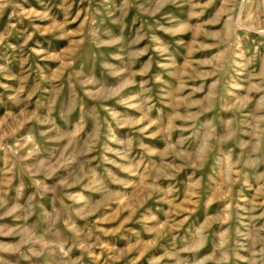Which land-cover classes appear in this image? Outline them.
<instances>
[{
    "label": "rangeland",
    "instance_id": "rangeland-1",
    "mask_svg": "<svg viewBox=\"0 0 264 264\" xmlns=\"http://www.w3.org/2000/svg\"><path fill=\"white\" fill-rule=\"evenodd\" d=\"M149 1L91 0L89 42L105 48L90 71L114 75L108 94L129 88L80 115L46 99L61 71L34 45L33 0H0V92L23 80L44 93L0 114V264H264V0ZM12 61L23 72L9 85ZM48 150L78 175L39 179Z\"/></svg>",
    "mask_w": 264,
    "mask_h": 264
},
{
    "label": "crops",
    "instance_id": "crops-1",
    "mask_svg": "<svg viewBox=\"0 0 264 264\" xmlns=\"http://www.w3.org/2000/svg\"><path fill=\"white\" fill-rule=\"evenodd\" d=\"M144 3H149L151 1L149 0H142ZM33 7H34V22H37V25L35 24V30H34V45L38 46V40L43 41V42H48V53L50 56L49 57V62H50V72L54 69L55 71L57 70L60 72V76L56 75L54 78L53 74L51 76L50 84H49V92L48 95L45 93L48 98L50 99L51 104H55L58 101H60V108L64 104V102L71 103L73 105V109H77L78 113L80 115H84L86 111H89V107H84V101L86 104L88 103L87 101L89 100H97L103 99L105 101L107 100H114L121 98L120 95H117L118 92L121 93V91L125 90L129 87H126L125 89H113L114 92L113 94H108L107 90L109 86L114 85L115 82V77L112 75L111 79L104 80V76L100 79L98 76H96V71L94 73H91L90 71V65H89V58H88V53L90 54L91 52H102V50L105 48L104 46H97V45H90V24H95L98 23L99 18L96 19L94 13H95V8L94 4L91 6V0H33ZM93 13L91 14V12ZM93 15V17H92ZM39 16V17H38ZM39 18V19H38ZM149 19H146L145 21L147 22ZM110 21L113 24H117V29L120 30L122 28V20L121 17L118 16L112 17ZM10 25L13 27L18 28L17 24H20V18H15L10 21ZM39 23V24H38ZM112 24V25H113ZM39 25V26H38ZM114 26V25H113ZM36 29V28H38ZM115 27V26H114ZM103 29L104 26H97L94 29ZM19 36H16L18 38ZM8 49L9 52H20L22 51L23 45L20 44V42L12 40L11 42H8ZM25 48V47H24ZM36 50L37 48L34 47ZM55 60V61H54ZM71 60L70 62H68ZM60 61V62H58ZM13 64V67L8 69L9 67H5V71H3V77L6 79L4 82L5 84H13L18 81V74L21 72V67L19 66L16 61L11 62ZM71 64L72 69L67 72L66 68L68 64ZM70 66V67H71ZM105 68V67H104ZM66 69V70H65ZM69 69V67H68ZM57 72V73H58ZM99 72V71H98ZM53 76V77H52ZM61 77V78H60ZM136 79H137V74L134 76V81H130L131 84L136 85ZM112 80V81H111ZM20 82V83H18ZM16 84L15 88H9V91H1L0 92V114H3V116L10 112L15 113V110H18V112L21 114L22 111H25L27 107H29L30 103H27L26 100L31 101L35 100L36 96L38 97V101L42 99V93L41 87H42V82L39 81L36 83V81L33 82V86L35 87L34 90L30 91H25L23 84H25V81L19 80ZM55 82V84H54ZM22 83V84H21ZM21 85V86H20ZM36 85L38 86V89H36ZM91 89L90 90V86ZM108 85V86H107ZM9 87V86H8ZM21 87V89L19 88ZM54 88L56 89V95L54 96L52 92L55 91ZM4 90V89H3ZM98 92H102L104 95L101 97ZM106 93V95H105ZM125 94V93H124ZM127 94H130L127 92ZM122 95V93H121ZM107 97V98H106ZM126 98L130 99H136V96L130 97V95L126 96ZM125 98V99H126ZM13 101H18V104L13 103ZM37 101V102H38ZM41 102H33V107L36 110L41 111ZM39 105V106H38ZM15 106V107H14ZM71 106V105H70ZM69 106V110L70 109ZM21 107V109H19ZM56 108V106H55ZM57 109V108H56ZM73 110V111H74ZM85 110V111H84ZM72 111V112H73ZM70 111H68L69 113ZM70 112V113H72ZM15 113V114H16ZM88 114V113H86ZM14 115V114H13ZM2 119V118H1ZM0 119V120H1ZM1 122H3L1 120ZM83 122V121H82ZM40 125V124H39ZM27 126V125H26ZM31 126H36L33 123H29L28 127ZM57 128L55 125H50V128ZM23 128V127H22ZM21 128V129H22ZM40 128L41 125H40ZM20 129V130H21ZM25 127L23 128V130ZM58 129V128H57ZM56 129V130H57ZM81 129V126H80ZM14 130V129H13ZM50 142L47 144V149L50 148V150H54L52 146H55L56 148L59 147V145H63L62 147L66 146H71L74 145V141H68L67 142H61L59 145H55L54 141L50 139ZM60 145V146H61ZM44 151V153H40V162L50 160V167H49V175L47 176H40L39 179H51L54 180L59 178L56 175H61L60 177H68V173L70 177L78 173H75V171H61L59 172V168H52V164L58 163L57 159L55 160L54 156H52V152ZM44 154V155H41ZM90 162L89 158L86 161V163ZM5 162H3V165ZM3 172H5V168H3ZM74 173V174H72ZM80 180L84 181L89 178V173H83L80 174ZM56 176V177H55ZM75 178H78V176H75ZM77 185H71L70 187H67L68 189L73 188L74 186ZM71 194H73L70 191ZM64 195V193H61ZM58 193V195H61ZM78 194L84 195L83 193V188H80V191H78ZM42 195V194H41ZM66 203V202H65ZM66 211H71V210H80L81 208L79 207H73V205H70V207L66 204L65 208ZM103 246L107 245L106 241L104 240L101 242ZM113 244L116 246L118 244H121V238H115ZM113 244L108 243V246H110L113 249L115 246ZM84 250H86L84 247H81ZM88 250V249H87ZM101 251L97 252V256H100ZM84 254L80 255L83 256ZM119 262V260H116ZM121 261V259H120ZM72 264H82L79 259H73Z\"/></svg>",
    "mask_w": 264,
    "mask_h": 264
}]
</instances>
